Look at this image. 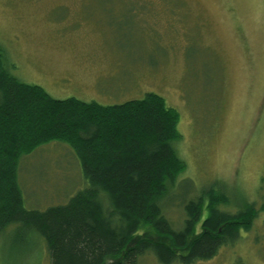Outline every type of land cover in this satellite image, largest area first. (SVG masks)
I'll return each instance as SVG.
<instances>
[{
	"label": "rangeland",
	"instance_id": "rangeland-1",
	"mask_svg": "<svg viewBox=\"0 0 264 264\" xmlns=\"http://www.w3.org/2000/svg\"><path fill=\"white\" fill-rule=\"evenodd\" d=\"M0 48L12 75L53 98L162 96L179 114L175 148L186 164L164 201L172 226L214 182L230 200L223 210L243 200L258 209L249 231L193 264H264V0H0ZM18 182L37 210L86 186L72 150L56 141L20 158ZM18 228L0 235V264H48L41 238ZM140 264L160 263L148 252Z\"/></svg>",
	"mask_w": 264,
	"mask_h": 264
},
{
	"label": "trees",
	"instance_id": "trees-1",
	"mask_svg": "<svg viewBox=\"0 0 264 264\" xmlns=\"http://www.w3.org/2000/svg\"><path fill=\"white\" fill-rule=\"evenodd\" d=\"M178 121L153 92L110 105L53 98L12 75L0 48V235L18 224L16 236H39L48 264H140L148 252L160 264L211 259L250 230L258 209L243 200L235 212L223 210L230 200L214 182L185 202L181 227L172 226L164 201L186 169L175 148ZM53 141L72 150L86 186L64 204L28 209L19 160Z\"/></svg>",
	"mask_w": 264,
	"mask_h": 264
}]
</instances>
